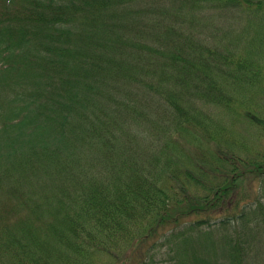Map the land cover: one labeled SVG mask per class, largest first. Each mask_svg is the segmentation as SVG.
Masks as SVG:
<instances>
[{"label": "trees", "instance_id": "16d2710c", "mask_svg": "<svg viewBox=\"0 0 264 264\" xmlns=\"http://www.w3.org/2000/svg\"><path fill=\"white\" fill-rule=\"evenodd\" d=\"M142 1L0 0V264H264V147L240 155L226 126L183 102L201 91L264 133V103L209 82L212 68L264 96V62L233 57L232 41L208 48L181 13L215 2L264 25V0ZM148 36L178 42L162 71L178 92L165 98L176 129L161 153L139 150L106 93L138 81L139 62L161 75ZM249 177L262 188L251 199ZM223 205L230 214L202 229Z\"/></svg>", "mask_w": 264, "mask_h": 264}, {"label": "rangeland", "instance_id": "374dc122", "mask_svg": "<svg viewBox=\"0 0 264 264\" xmlns=\"http://www.w3.org/2000/svg\"><path fill=\"white\" fill-rule=\"evenodd\" d=\"M192 6L196 5L186 4L181 8V13L184 15L192 13L198 20V24H195L194 27L204 29L205 32H208L207 34L202 31L197 32V34H201L202 39L206 40L204 43L208 48L211 49V47L218 44L219 48H221L228 41H232L227 49L233 57H245V59L242 60L243 62L251 61L255 65L264 62V43L262 42V37L264 36V25L261 22H255L248 13L241 10L238 11L240 17H237L236 13L229 12V8H222L224 12H221V6H218L215 2L212 4L205 3L202 8ZM144 13L149 14L150 11H146ZM223 13H227L225 15L228 18H223ZM144 44L147 45L148 48L157 49L154 56L158 58V66L160 68L161 75L156 76V67L141 64L139 62L137 63V66L139 67L138 81L133 82L130 85H126L125 89H121L117 93H106L111 98L109 100V104L113 107L116 113L119 114L118 117H124L127 119L129 127L126 128H131L129 132L135 137L137 144L140 147L139 150L142 152L147 150L149 153H161L162 150L165 149L164 144L168 139V134L176 129L171 125L170 119L165 111V98L169 95L170 88L174 87V91L178 92V87L176 85L174 86L170 82L168 76L165 75V77L162 75V71L169 72L171 70L172 56L178 54L176 53L178 51V42H164L161 39H152L148 36V38L145 39ZM218 55L220 59H224V53L222 51H219ZM221 65L222 68L227 67L225 63H222ZM128 69L130 70V73L127 77H130L131 79L137 69L134 65L130 66ZM108 75H110V82H113V80H122L113 71L112 73L111 71H108ZM142 81L149 83L153 90H148L144 86L140 85V82ZM206 82L203 83V85H205ZM209 82H212L216 87H224L229 94H234L232 99L237 102L240 99L248 101L249 98H251L252 106L264 103V96L257 97L256 95H253V89H245L242 82L232 83L228 77L216 73L212 70V68H210ZM126 83H129V81ZM164 84L165 88L162 89ZM115 85L116 83L113 87H115ZM256 88H259V84H257ZM114 99L115 101H113ZM158 102L159 104L157 107ZM183 102L189 105L193 111H196V114L200 118H203L204 121L209 122L205 117L209 116L219 125L226 126V132L228 134H233L237 142L240 143L237 144V152L240 155L247 154L245 148L261 150L260 148L264 147V133L262 128L260 129L258 126H248L242 121L234 119L226 112L223 106L217 107L207 103L201 96V91H196L192 98L189 100H183ZM151 108L155 110L154 113L157 117L154 121L144 127L146 122H144L141 117H145L147 111ZM161 118L168 119L170 126L163 124ZM104 123L105 127L102 128L103 130L108 127L107 122L104 121ZM160 128L163 129L164 132H162ZM93 149L94 148L91 150ZM247 181L249 183L250 177L247 178ZM250 182H252L251 189L254 191L252 196L249 193L251 199L256 191L260 194L262 188H260L259 184L255 183V181ZM226 209V205H223L220 210L213 211V213L207 218V222L203 224L202 229H207L208 223H218L221 219L219 213L230 214L231 209H229L228 212H226ZM162 248L163 246H160V250ZM141 250L144 251L145 249L141 247ZM139 255L140 254H134L128 264H136Z\"/></svg>", "mask_w": 264, "mask_h": 264}]
</instances>
